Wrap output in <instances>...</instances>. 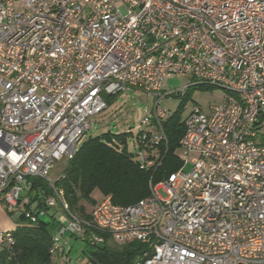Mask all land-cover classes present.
Wrapping results in <instances>:
<instances>
[{
	"label": "built area",
	"instance_id": "1",
	"mask_svg": "<svg viewBox=\"0 0 264 264\" xmlns=\"http://www.w3.org/2000/svg\"><path fill=\"white\" fill-rule=\"evenodd\" d=\"M183 74L182 96L218 88L224 100L183 119L182 167L133 205L105 196L89 219L72 214L49 180L54 162L77 153L105 99L132 89L153 99L134 158L160 167L159 102L175 94L163 84ZM31 178L51 190L43 207L61 210L50 253L62 264L75 242L106 241L145 247L128 264H264V0H0V204L22 203L35 224L22 198ZM14 239L0 230V253Z\"/></svg>",
	"mask_w": 264,
	"mask_h": 264
},
{
	"label": "trees",
	"instance_id": "2",
	"mask_svg": "<svg viewBox=\"0 0 264 264\" xmlns=\"http://www.w3.org/2000/svg\"><path fill=\"white\" fill-rule=\"evenodd\" d=\"M163 124L168 149L161 166L156 169L139 167L134 154L128 150L130 133H108L103 138H91L82 143L68 160L63 176L54 183L63 191L68 210L79 218L89 219L92 207L105 196H110L115 205H133L148 196L150 180L160 182L179 170L182 167L179 141L184 133L183 120L173 116ZM40 181H31V188L37 193L33 200L38 202L41 210L48 212L42 205V198L50 195L51 190ZM94 193L97 196L93 197ZM60 211L55 208L53 212ZM49 218L39 217L35 224H29L22 223L20 217L19 226L12 232L15 244L0 253V264H54L56 257L51 255L50 246L59 223L53 213ZM144 249L138 242L118 245L106 241L94 247L84 245L82 251L88 264H128Z\"/></svg>",
	"mask_w": 264,
	"mask_h": 264
},
{
	"label": "rangeland",
	"instance_id": "3",
	"mask_svg": "<svg viewBox=\"0 0 264 264\" xmlns=\"http://www.w3.org/2000/svg\"><path fill=\"white\" fill-rule=\"evenodd\" d=\"M191 76L189 74L183 75H173L171 78H167L163 84L164 91L175 90V94L169 98H164L160 100L159 107L166 112L164 121L166 122L171 117H179L183 120L192 107L197 106L203 112H207L209 107L214 105H219L224 100V93L218 88H190L187 90L185 96H182L180 89L185 87ZM108 107L103 112L92 116L91 129L85 134L81 140V143H84L91 138H103L106 134L118 135L121 133H130L131 137L128 140V150L131 153H134L136 147L132 142L133 137L138 133V126L143 117L145 110L151 112L153 107V99L147 97V95L141 91H135L128 89L126 92L121 93L115 98L105 99ZM198 157L197 153L189 152L186 161L184 164V172H188L192 167V160ZM68 159L62 158L54 162L51 172L49 173V180L53 183L58 181L62 176L65 168L67 167ZM34 178H31L33 181ZM44 182V181H40ZM46 183V182H44ZM26 189L22 191V195ZM34 190L28 192V199H31ZM97 194H93V197ZM29 209L36 211L37 201H33L29 205ZM91 209V208H90ZM25 210L24 205L21 203L19 208L7 210L3 205H0V228L5 229L6 226L13 228L15 224L20 221L22 212ZM43 211V210H42ZM54 210H48L49 215ZM45 212V211H43ZM49 215L39 217L43 220H49ZM0 229V230H2ZM5 231V230H2ZM84 245L79 242H75L72 252L71 264H88L85 254L82 252ZM55 264H60L59 260H53ZM62 264V263H61Z\"/></svg>",
	"mask_w": 264,
	"mask_h": 264
},
{
	"label": "crops",
	"instance_id": "4",
	"mask_svg": "<svg viewBox=\"0 0 264 264\" xmlns=\"http://www.w3.org/2000/svg\"><path fill=\"white\" fill-rule=\"evenodd\" d=\"M31 190H33V189H31ZM35 191V190H34ZM28 192H30V191H25L24 192V195H22V198L25 200L26 198H28V197H26L27 195H29L28 194ZM35 193H36V191H35ZM36 195H37V193H36ZM34 199V197H32L31 199H28L29 200V203H28V205H27V207H29V205L33 202V201H35V200H33ZM0 205H2V204H0ZM21 205V204H20ZM19 205V206H20ZM4 206V205H3ZM19 206L17 207V208H19ZM7 210H9L6 206H4ZM36 213H39V216L40 215H42V216H45V215H47V214H49L48 212H43L39 207H38V202H37V209H36V211H35ZM53 212V211H52ZM53 213H55V212H53ZM19 223H20V221H18V223L17 224H15L14 226H13V228H10L9 226H6L5 227V229H2V228H0V229H2V230H5V231H9V232H13L16 228H17V226H19ZM53 260H57L56 258H54ZM54 263V262H53ZM55 264V263H54ZM61 264V263H60Z\"/></svg>",
	"mask_w": 264,
	"mask_h": 264
}]
</instances>
